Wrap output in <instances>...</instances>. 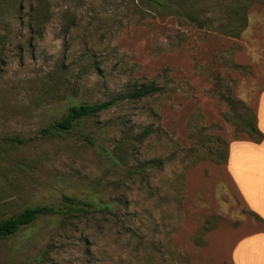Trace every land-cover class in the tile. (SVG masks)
<instances>
[{"label":"rangeland","instance_id":"obj_1","mask_svg":"<svg viewBox=\"0 0 264 264\" xmlns=\"http://www.w3.org/2000/svg\"><path fill=\"white\" fill-rule=\"evenodd\" d=\"M160 1L172 12L149 0H0V220L62 197L108 207L38 216L0 241V264H232L234 244L264 231L226 168L264 91V0ZM148 84L159 91L42 131L68 105ZM120 145L115 168L105 151Z\"/></svg>","mask_w":264,"mask_h":264},{"label":"trees","instance_id":"obj_2","mask_svg":"<svg viewBox=\"0 0 264 264\" xmlns=\"http://www.w3.org/2000/svg\"><path fill=\"white\" fill-rule=\"evenodd\" d=\"M149 1L151 3H154L156 6L168 9V12L170 11L169 13L172 12L170 8H166V6H164V4H162L160 0ZM168 1L171 2L172 0ZM173 1L175 5L179 6L180 3H186L188 0ZM230 13V19L233 22V26L229 30L228 34L232 37H236L240 29L244 27V17H240L238 8L235 7V4L233 7H231ZM17 20H20V18H17ZM195 24L199 27L201 25L198 22H196ZM32 27H34V25H31L30 23L29 28L32 29ZM158 91L159 89L151 84L140 85L138 87H133L130 90L101 103H80L78 105H68L64 115L60 119L54 121L48 128H45L42 131L45 133L70 132L80 121L93 118L99 115L100 113L108 110L110 107L114 106L117 103L123 101H138L143 98L149 97L157 93ZM241 129L247 132L248 141L251 143L259 144L264 139V135L256 127L255 120L254 122H242ZM147 134L148 132L144 130L135 138V143H141ZM122 148L123 147L121 145L114 146L109 152L105 151V157L115 168H118L120 165V161L122 159L120 152L122 151ZM139 168H143V166ZM60 202L61 203L59 206L49 205L36 206L31 208L27 207L8 218L1 219L0 241L13 235L19 230L20 227L31 224L38 216L59 215L64 218L67 216H83L96 213H105L108 210V207L103 204L90 202L89 200H76L72 197H62Z\"/></svg>","mask_w":264,"mask_h":264},{"label":"crops","instance_id":"obj_3","mask_svg":"<svg viewBox=\"0 0 264 264\" xmlns=\"http://www.w3.org/2000/svg\"><path fill=\"white\" fill-rule=\"evenodd\" d=\"M256 127L264 135V91L258 97ZM226 168L249 211L264 223V139L231 144ZM230 258L232 264H264V231L240 238Z\"/></svg>","mask_w":264,"mask_h":264}]
</instances>
